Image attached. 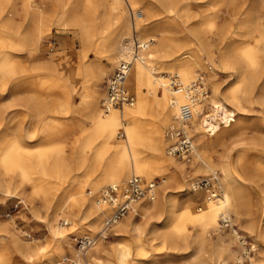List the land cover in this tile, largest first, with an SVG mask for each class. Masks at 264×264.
<instances>
[{
  "label": "rangeland",
  "instance_id": "1",
  "mask_svg": "<svg viewBox=\"0 0 264 264\" xmlns=\"http://www.w3.org/2000/svg\"><path fill=\"white\" fill-rule=\"evenodd\" d=\"M111 1L30 0L31 4H27V0H11L10 4L17 12L6 10L7 5L1 4L11 17L6 22L0 19V264H55L66 255L71 259L76 258L75 249L79 246L74 237L84 234L94 236L101 229L104 216L95 226L96 214H87L83 205L87 203V197L96 200L101 188L109 185V182L100 184L101 174L112 163L115 151L111 147L101 148L100 138L91 135L89 118L81 110V94L87 73L106 64L107 71L96 81V86L102 90L105 79L113 72L116 61L122 55L108 59L110 32L117 27V12L123 8H126L132 23L130 31L123 35L124 44L134 38H152L150 47L159 42L171 46V56L165 57L164 52L163 58L178 61L173 64L172 72L179 71L181 64L193 63L188 79L199 72L208 91L211 92V84L217 85L223 98L232 96L236 79L232 74V57L235 59L247 53L258 59L253 68L258 77L254 89L250 92L247 82L238 89L245 92L240 98V109L235 110L236 120L226 121L221 115L217 116L220 129L215 134H211L210 130L200 131L207 147L199 151L217 164H229L244 181L245 187L240 193V215L230 208L234 227L239 234L245 236L253 246L256 231L264 226V205L258 192L262 184L259 176L264 173V131L258 130L264 122V101H259L257 96L264 85V53L259 41L261 34H264V0H174L179 10L170 12L159 5L150 12V0H119L112 11L109 8ZM128 1L133 2L132 9ZM138 10L147 18L144 22L150 25L142 37L135 26L139 18L134 12ZM42 19L39 30L38 20L41 23ZM79 21L81 24H78ZM15 22L17 26L13 28ZM33 30L36 31L35 35L40 31V35L36 38L38 48L31 51L28 33ZM196 31L203 33L204 38L213 43L211 49L216 54L220 47L230 57L218 60L214 55L215 61L201 57L199 48L192 43ZM220 32L224 36L222 43L217 37ZM147 50L142 52L144 61ZM61 55L66 56L64 67L52 68L46 64L50 58ZM151 65L156 67L155 74L166 75L169 72L164 65L155 62ZM69 72L73 73V78H69ZM128 91L136 104V92L129 88ZM143 91H146L145 87ZM28 95H33L37 101L39 112L35 113L22 104ZM103 95H99V107ZM205 108V113L211 112L209 104ZM155 111V104L150 101L147 112L140 118V133L146 136L151 128L156 127L155 141L160 139L162 143H158L157 152L147 145L151 143L149 140L140 142L136 147L141 159L157 164L155 172L149 178L138 173L136 175L156 181V188L166 178L168 191L162 197L166 201L175 199L174 214L177 217L174 225L170 222L168 227H178L182 237L171 242L161 236V230L167 228L162 225L166 211H159L156 220L148 225L145 223L147 216L138 215L135 221L144 227L139 237L134 239L133 235L122 231L115 234L114 226L117 223L103 229L105 237L100 243L104 249L98 259H87L90 264H120L119 256L127 248L130 254L123 264H133V259L140 260L142 264H216L213 256L218 249L217 231L211 229L203 233L196 222L185 214L202 213L209 207L206 204L210 193L208 190L217 191L219 196L223 194L224 188L218 179L223 174L217 167L215 171L218 176L213 170L202 169L200 159L194 156L193 151L187 157L168 152L174 139L168 136L166 130L172 125H182L173 121V117L162 123ZM118 117L121 126L122 123L124 126L129 124L127 115L120 117L119 113ZM192 133L193 130L188 134L192 135L197 147V134ZM121 137L124 135L119 132L117 141ZM173 159L181 165L183 173L177 171L174 175L166 164ZM192 181L198 182L203 196L190 201L189 195L194 191L190 188ZM7 186L8 190L3 191ZM71 196L77 200V210L67 212L66 216L74 222L65 221L64 224L63 218L59 217L54 220L53 226L56 222L66 231H52L48 213L57 206H64ZM155 198H160L157 192ZM17 200L20 203L15 208ZM8 213L11 216H7ZM125 215L120 219L124 220ZM157 221L160 223L157 224ZM218 223L223 228V234L232 233L231 227L225 226L222 221ZM200 238L206 243L204 255H199L195 260L191 255L197 247L195 240ZM234 242L233 248L240 249L241 264H264V261L260 262L264 258V253H259L262 248L244 255L245 247L239 236L234 238ZM31 245L37 246L39 252L29 260L24 255ZM88 249L80 253L88 255ZM139 250L142 251L137 254ZM82 264H86V261L83 260Z\"/></svg>",
  "mask_w": 264,
  "mask_h": 264
},
{
  "label": "bare ground",
  "instance_id": "2",
  "mask_svg": "<svg viewBox=\"0 0 264 264\" xmlns=\"http://www.w3.org/2000/svg\"><path fill=\"white\" fill-rule=\"evenodd\" d=\"M10 2L11 0H0V19L2 22L9 21L11 17L9 16V14H7L6 10L17 12L16 8L13 5H11ZM111 2H112V6L109 8L110 10L114 11L115 6L119 4V0H112ZM28 3L31 4L30 0H27V4ZM1 4H3L4 6L7 5L8 9L5 10V8L2 7ZM131 5H133V2L128 1V6L130 8ZM156 5H159L160 7L168 10L169 12L179 10V7H177L174 0H150L148 1L149 11L150 12L154 11L156 9L155 7ZM117 13L119 18L118 25L113 30H111L110 41L108 43L109 60L115 59L117 54L123 55L125 49H127L128 46V44H124L125 40L123 38V35L128 33L132 28L131 19L129 21L128 19L129 16H127L126 8H123L122 11ZM134 13L139 18V21H137L138 23L135 26L137 27L139 35H141L140 37H142L146 33V31L149 30L150 25L148 22H144L145 20H147V18L143 17L142 11L138 10ZM39 20L37 25L38 28L43 24V19L41 23H39ZM78 24H81V22L79 21ZM16 26L17 24L15 22L13 28ZM35 33L36 31L34 30L28 33L29 34L28 40L30 42L31 51H34L38 48L36 38L38 35H40L39 34L40 31L36 35ZM193 36H194L193 38L194 42L192 43L199 48V53L201 57L203 58L206 57L209 59L211 58L214 61H215L214 59L215 56L216 59L218 58V60L222 58H224L225 60L227 59V57H230V54L221 51L220 47L216 54L213 51V49H211L213 43H210L208 38L207 39L204 38L203 33H201L200 31L194 32ZM217 37L219 41L222 43V40L224 39L223 34H221L220 32L217 35ZM259 41L263 45V53H264V34H261ZM170 50H171V46L169 47L167 46V44L163 42H159V44L152 45V47H150L145 52L146 53L145 55L147 57L145 61L134 60V63L132 64L125 78V86L127 89L129 88L131 91L136 92L138 101L136 102V104L134 103L133 105H124L120 110H117L118 109L117 108L110 110L107 113H104V111H102L101 107H99L98 104L99 95L104 94L103 93L104 91L102 92L104 88L100 90L101 88L96 86V81L107 71L106 64H101L94 71L87 73L84 89L81 94V98L83 100L81 110H84L86 113L85 114L86 117L89 118V122L91 126V130H90L91 135L93 136L95 135L100 138L99 146L101 145V148L103 149L111 147L114 148L115 151V157L113 158L112 163L108 166L107 169L102 171L101 174L102 179L100 181V184L106 182H109V185L118 184L119 182H123L124 179L127 180L129 175L132 174L136 175L137 173L142 174L145 177L149 178L155 172L154 169L157 164L156 163L154 164L151 161H146L141 159L139 153L136 151V147L140 142H145L149 140L151 143H147V145L149 144L150 149L153 151L158 150L157 148L159 142L162 143L160 139L157 142L155 141V134L157 133L156 127L150 129L149 134H147L148 136L147 135L144 136L140 133L139 122L141 115L147 112L149 107V102L152 101L153 104H155V110H156L155 112L160 117L162 123H166L167 121L172 120L173 117L174 118L173 121H177V123L181 124L183 128L187 131V133H190V131L193 130L192 134L194 133L197 134V138H196L197 147L195 146L193 147V152H195L194 156L200 159V167L207 171L213 170L215 174H216L215 168L217 167L223 174L222 177L216 174L218 176L219 181L221 182L220 184L224 188L223 194L219 196L218 195L219 193H217V191H214L213 189L208 190V192L210 193L209 196H207L206 204L209 207L206 210H204L202 213L195 214V213L187 212L185 216L189 217V219L192 221L194 220V222H196L198 227L201 228L200 230H202L203 233L211 229L217 231L216 238L218 245L217 244L216 245L218 246V249L216 250V252L214 251L215 253L213 256L216 264H241L242 260H240L241 258L240 249L236 250L232 246V244L235 243L234 238L239 236L240 234L238 230L234 227L233 224L234 222L232 219V214L230 213V208L234 210L236 215L238 216L240 215V209H241L240 193L244 189L245 184L243 179L239 177V175H237V173L233 169L230 168L229 164L228 165L227 164L224 165L223 163L217 164L211 157L207 158L199 151L200 149H205L207 147V144L204 141L205 140L204 136L200 133V131L203 132L210 130L211 134H215L216 131L220 129V125L218 123L219 118L217 117L220 115L221 118H224L226 121L236 120L235 110L240 109L241 107L240 98L245 92V91L244 92L238 91V89L243 88L247 82L248 90L252 92V90L255 87L256 80L258 78L257 72L253 70V68H255L257 65L258 59H256L255 55L247 54V53L240 54L239 57L235 59H233L232 57L233 60L232 74H234L236 79L233 85V89L231 91L232 96L229 95V97L226 96V98H223L222 95L220 94V90L217 85L211 84V92L208 91L205 80L203 79L202 74H200L199 72H195V74H193V76L190 79H188L190 69L194 65L193 63L189 65L188 63L181 64L178 66L179 71L172 72L171 68L172 66H174L173 64L175 62L178 63V61L175 60L171 61V59L165 60V58H163L164 52L166 53L165 57L168 58L169 56H171ZM65 62H66V56L61 55L59 57L50 58V60L46 64L51 66L52 68L55 67L59 68V67H64L66 65ZM153 62L160 65H164V68L167 69L166 71H169L166 72L167 74H171V73L178 74L179 75L178 77L184 86H190V84L194 81V78H196V76H200L203 83L205 84L204 89L206 90L207 95H205L204 98H201L195 102L194 109L192 112L193 116L188 123H182L177 116L178 105L183 103L185 98L181 94H175L173 92L172 87H168V83L164 75H160L159 73L157 74L154 73L156 67L155 68L152 67L151 63ZM69 78H73L72 72H69ZM143 87L146 88L145 92L143 91ZM167 95L169 99L166 98ZM257 96H258V100L263 103L264 85ZM22 101H23L22 104L25 107L34 110L35 113H37V111L39 112L37 101H35L33 95L26 96V98H24ZM208 104L209 106H211V112L205 113L204 108ZM231 105L233 108H231ZM75 111H79V110L75 109ZM119 113H120V117L123 116V114L127 115V117L130 118V122L129 124L127 123L126 126L124 125L122 126L123 128L122 135H124V137L123 138L121 137L117 141L119 128L121 126V121L118 117ZM229 115H232L230 119H228ZM258 128L260 132H263L264 122L260 124ZM18 145L19 147L21 146L20 143ZM166 164L169 166V168H171L172 171H174L173 172L174 175L177 173V171H179V173H183L182 170H180V168H182L181 165L178 162H176L174 159L173 161H168V163ZM173 177L174 176H172V178ZM259 179L262 181V184L258 192L262 200V204L264 205V173L260 174ZM162 180L163 181L159 183V185L156 188V192L160 196L159 200L156 198L152 200L145 198L135 203L132 206L133 210H130V212L125 215V219L124 220L120 219V221H118L117 224L114 226L116 229L115 234L120 233L121 231L128 232L134 236V239L138 238L139 234L141 233L144 227L140 226L139 223L135 221L136 216L138 215H141V217L147 216V220L145 223H147L146 225H148L154 222V220H156V218L158 217L156 215L158 214L159 211L160 212L166 211L165 213H167V215L165 219H163L162 225L164 224V227L167 228L161 230V236L163 237L164 240L168 239L171 242H174L176 239L182 237L181 230L178 227H171V228H169L170 226L168 227V224L170 222H173L174 225V223L177 221V217L174 214L175 199L166 201V199L162 197V195L165 196L168 191L166 178H163ZM197 184L198 182L196 181H192L190 183V188L194 189L191 195H189L190 201H192L195 198L196 199L201 198L203 196V191L200 190L201 189L199 188L200 185ZM2 190L7 191L8 186L3 188ZM102 191L103 190L101 188V192ZM90 192L92 191H88V193ZM73 198H75V196L69 197L68 202H66L64 206L62 207L57 206L48 213V217L50 218L49 226L50 228H52V231L65 233L66 229L61 228L62 225L60 227L55 222V226H53L54 220L55 221L58 220L59 217L63 218L64 222L65 221L69 223L74 222L71 219H69V217L66 216L67 212L72 213L71 211L76 212L77 210V203H76L77 200ZM87 198L88 201L86 204L83 205V207L87 214L90 213L96 214L97 219L94 221V223L95 226H98L102 217L104 216L103 218V222H104L105 218L113 213L114 208H111L110 206L105 204H99L98 203L99 198H96V200H94L91 197H87ZM217 217H219L218 221L225 220L229 222V227H231L232 233L230 232L228 234L227 233L223 234L222 232L223 228L218 223ZM103 222L101 229L97 233H95L94 236H92V238L95 239V242L91 244V248L88 249L90 250L88 251L89 252L88 255L84 256L82 253H80V250L75 249L76 258L71 259L68 255H66L62 258V260L56 262L55 264H61V263L82 264L83 260L86 261V264H90V261L87 260L88 258L92 257L93 261L94 259L95 260L98 259L100 252L103 251L104 249L100 243V240L104 239L105 237L103 235L105 234V232H103L104 229ZM158 223H160V221H157V224ZM233 233L235 234V237L233 236ZM84 235H80V236L83 237ZM195 241L197 243V247L195 252L191 256H193V258H195L196 260L199 257V255L201 256V254L203 253L206 243L203 238L197 239ZM255 241L256 242H254L253 244V250H256L257 248H262L263 250L259 253L260 254L264 253L263 252L264 226L256 231ZM38 249L39 248L37 246L31 245L30 247L26 248L24 256L30 260V258L38 254L39 252ZM141 251L142 250L137 251V254H140ZM255 253L256 252H254V254ZM129 254H130V249L129 248L124 249L121 255L119 256V263L123 264L125 259L129 256ZM260 260H261L260 262H262L264 261V258ZM132 263L142 264L140 260L137 261L136 259H133Z\"/></svg>",
  "mask_w": 264,
  "mask_h": 264
},
{
  "label": "built area",
  "instance_id": "3",
  "mask_svg": "<svg viewBox=\"0 0 264 264\" xmlns=\"http://www.w3.org/2000/svg\"><path fill=\"white\" fill-rule=\"evenodd\" d=\"M151 42V39L139 40L134 38L127 43L128 46L124 54L118 58L113 72L105 79L104 95L101 98V109L104 113L113 109L122 108L124 105L134 104L135 99L125 86V78L134 60L144 61L142 52L147 50ZM164 76L167 80L168 87H172L175 94H181L185 98L183 103L178 105L177 116L182 123H188L193 116L192 112L195 102L207 95L204 89L205 84L200 76H196L190 86H184L178 77L179 75L176 73L166 74ZM123 125L124 123H122ZM122 126L119 128V132L121 133ZM166 131L168 136L172 140L174 139L169 146L168 152L180 157H187L191 154L194 147L192 135L188 134L183 126L172 125ZM102 190L98 196V203L114 208L113 213L104 220L103 227L104 229H108L117 223L128 211L133 210L132 206L139 200L145 198L149 200L154 199L156 194V181L145 180L140 175H133L124 184L107 185ZM19 203L20 201L17 200L14 207L16 208ZM6 215L11 216V213ZM222 223L225 226H229L228 221L224 220ZM74 239H76L77 246H79L78 249L82 253L86 252L91 247V244L95 242V239L88 235L74 237ZM239 239L245 247L246 252L244 255L250 254L253 250L252 244L246 241L245 236L239 235Z\"/></svg>",
  "mask_w": 264,
  "mask_h": 264
}]
</instances>
